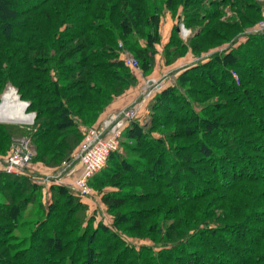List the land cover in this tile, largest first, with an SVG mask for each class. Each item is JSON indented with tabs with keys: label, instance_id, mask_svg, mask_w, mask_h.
<instances>
[{
	"label": "trees",
	"instance_id": "1",
	"mask_svg": "<svg viewBox=\"0 0 264 264\" xmlns=\"http://www.w3.org/2000/svg\"><path fill=\"white\" fill-rule=\"evenodd\" d=\"M227 7L240 19L231 20L240 27L228 37L230 48L181 72V85L161 87L152 98V131L135 122L123 133L138 154L113 152L92 178L118 187L103 198L115 225L154 243L136 247L105 223L84 225L85 206L66 186L51 185L48 199L43 185L0 172V264H264V142L253 139L264 134V30L246 31L262 18L257 0H0V101L11 84L29 102L27 112L35 111L30 137L39 158L69 159L82 125L137 81L124 52L146 72L153 67L165 10L190 26L208 19L188 49L175 27L168 42V52L199 55L207 38L226 37ZM211 94L223 99L196 112L193 102ZM172 121L180 127L169 142L152 136ZM254 121L258 129L246 130ZM5 125L1 153L15 137ZM146 199L157 201L125 207ZM130 219L145 220L124 228Z\"/></svg>",
	"mask_w": 264,
	"mask_h": 264
},
{
	"label": "rangeland",
	"instance_id": "2",
	"mask_svg": "<svg viewBox=\"0 0 264 264\" xmlns=\"http://www.w3.org/2000/svg\"><path fill=\"white\" fill-rule=\"evenodd\" d=\"M257 1L260 5V8H261L260 11L262 14V18H261V20H259L257 22V24H255L251 27H246L247 28L246 31L249 30V31L254 32V31H258V30H264V29L260 28L261 22H264V0H257ZM229 9L230 8H228V7L225 9L226 13L228 15H225L223 18L225 20H230L229 22L226 23L225 26H223L225 28V31H226L225 32L226 37L223 38L222 35L210 36L209 37L210 39L207 38V41H206V47H205L206 49L201 51L199 53V55H195L190 49L187 50L188 49L187 46L190 44L193 36L195 34L199 33L200 29L204 28L205 24L208 23V19L201 21V23H199L200 25L195 27V26L187 25L182 18H174L173 19L174 20L173 21V23H174L173 28L174 27L176 28L178 39L181 41L183 46H185L187 49L183 50V48H178L177 53H175V52L173 53L170 51L168 52L167 51V47L169 45L168 42H169L170 37L172 35L173 29L168 30L170 25H171L170 23H171L172 18H166V17L169 14L172 15V12L169 10H165L164 15L161 18L160 25H159L161 36L159 38V41L155 43L156 44V53L154 56L155 61L153 62L154 63L153 67L150 68V70H148V72H146V70H144V68H142V66H140L141 63H139V61L137 60V58H135L133 53H131L129 50H126L124 52L126 62H127V53H130L138 62L137 67L131 66L133 68V71L135 72V74L137 76V81L133 85L126 86L124 91L121 94L116 95L111 101H109V103L106 105V107L102 109L101 113L98 116V119H96V121L93 124L82 125V127H81V130L83 131L82 138L79 141V143L77 144V146L75 147V150L73 151V153L69 159H67L65 157L64 158L61 157L58 159L51 160L49 163H47L42 158H39L37 146H36L35 142L32 140V137H30V136H33L32 133L37 129V128H34L35 126L31 127V125H29L26 122L21 123L19 121H3L0 123H6L7 125H5L4 128H6L7 130H10V131H13L15 137L13 138L12 144H11L10 148L8 149V151H6L5 153L0 152V163H2L4 161L5 156L8 155L13 144L19 138L25 137V136L29 137L32 140V143L34 144V147L36 150V153H35L33 160H32V165H31L30 171H31L32 176L35 178H38V180L35 179L36 181L33 180V182L40 185L39 180H41L42 178L50 177L49 180L50 181L52 180V182H50V181L45 182L43 184V187H41L42 194H43L44 198H45V196H47L48 199L51 198V185L59 184V185L66 186V187L70 188V190L73 192V194H75L76 196L79 197V200H81L80 202H82L83 205L85 206V208L81 211V215H83L81 217V219H83L84 225L89 222L92 224L93 227H97V226H99V224L105 223L108 226H110L112 228V230L117 229L120 231V233L122 232L124 237L129 242V244H131L133 246L140 247L141 245L143 246V245L153 244L154 242L150 238L145 237L144 235H140V234H142V231H136L134 233H128V232L123 231L122 229H120L119 227H117L115 225L116 224L115 215L109 209V206L104 202V199H103L104 195L106 193L116 191L118 189V187H116L115 185H112L111 183L106 181V180H110V179H101V178L100 179H98V178L92 179V182L89 183V187L91 188L90 194L87 196H81L74 189L73 181L70 180V178L68 179V175H67L68 172H64L62 177H55V176H59V173L61 174L63 169L68 165V163L70 162L69 160L72 159L74 152L77 150V148L81 144L85 131L92 126L100 125L111 114L118 112L121 109L129 108V107H131L132 104L139 102L142 98V95L145 92L144 87H145V84L148 80H151V79L152 80L153 79L160 80L161 78H167L166 79L167 82H165L162 85V87L165 86L166 84L168 86L179 85L180 82H178V77L181 74V72H184V70H186L187 68L196 64V62H198L200 60H206L207 56H209L213 52L223 51V50H226L227 47L231 46L230 45L231 42H229L228 37H231L233 33L239 31L238 28L240 27L239 25L236 27L234 24L235 22H233L231 20L236 19V21H238L240 19L237 16H234V18H233V15L229 11ZM178 13H183L182 9H180ZM172 17H173V15H172ZM241 24L245 25V22L242 20ZM190 30H191V32H190ZM222 32H224V31L222 30ZM190 33H191V35H190ZM244 39H245V37L241 38L242 41ZM122 43L123 42L121 41V44ZM172 44H174V43H172ZM190 54H191V56H190ZM188 60L190 62L192 61L189 65H188V63H186ZM235 74H237V76ZM232 75L235 78V80L237 81V83H240V77H239V74L236 70H232ZM8 85H10V84H8ZM8 85L6 86V88L8 87ZM195 85H197V84L194 83V86ZM6 88H5V90H6ZM136 88L137 89L139 88L137 91L138 92L137 98L130 105H127L125 107L118 109L115 112H112L114 110V108H113L114 103H116L119 99L122 100V98L124 96H126L129 93V91L136 89ZM205 97H207V98L200 99V100H195L196 98L194 97L193 100H195V101L193 102L192 107L196 112L202 113V109H204L206 106H208L212 102L221 101L223 99L222 96L217 95V94H215V95L211 94V95H208ZM152 103H153V100H152V98H150L149 100L144 102V104L140 107L141 108L140 109L141 114L144 113V115H145L146 110H147V114H148L147 116H150V118H151L150 121H148L145 124V127L143 128L146 132H149V130L152 131V126L155 124V123L153 124V122H152V114H153V111H152L153 109L151 107ZM29 113H35V111H29ZM258 123L259 122H257V121L250 123L249 126L246 127V130L251 129V127L258 129V125H260ZM179 127H180V125L178 124V122L172 121V123L168 124L167 126H163V127L157 126L156 128H154V132H153L152 136H154L156 139L162 137L163 140H165L166 142H169V137L167 135L169 134V132L171 130L176 131L179 129ZM257 133L259 135H263V137L261 138L258 135H253V136H256V137H253V139H255V141L258 140V141L264 142V134H262L260 132H257ZM177 140L182 142L184 139L178 138L175 140V142ZM135 142H136L135 139L127 138V137L124 138L122 140L123 145L121 143V146H120L121 151L119 154L125 156L128 159H129V157L138 154L137 152H134L133 150H131V148L129 146V145L135 144ZM241 160L243 162L246 161L245 158H242ZM115 161H116V163H115ZM111 162L114 165H116L118 163L117 155L113 157ZM219 164H222V166H220L221 168H224L225 166H227V163L222 162V161H219ZM112 167H114V166H112ZM75 173L76 172H73V174H75ZM205 176L210 177L209 175H206V174H205ZM73 180H74V178H73ZM197 182L204 184L205 186H208L207 182L209 183L210 181H205V182L197 181ZM213 186H215V184H213ZM143 192H149L147 194H156L157 189H156V187H146L143 189ZM150 196H153V195H150ZM0 200H1V198H0ZM156 201H157V199H155V200L146 199L143 202H130L129 201V202H127L125 207L126 208H128V206L129 207H142V206H147L148 204L151 205ZM32 206H33V202L29 203L28 208L26 209V212H28V210ZM125 207H124V209H125ZM84 214H85V217H84ZM149 219H151V216H149ZM137 220L138 219H130L127 223H125L126 225H123V227L124 228L128 227L129 223L134 224L132 226L137 227L139 225V223L142 222L141 220H145V219H141L139 221H137ZM171 224H172V221L168 223V226H170ZM165 227H167L166 224H165ZM131 228H135V227H131ZM23 232L24 231H17L18 234H23Z\"/></svg>",
	"mask_w": 264,
	"mask_h": 264
},
{
	"label": "built area",
	"instance_id": "3",
	"mask_svg": "<svg viewBox=\"0 0 264 264\" xmlns=\"http://www.w3.org/2000/svg\"><path fill=\"white\" fill-rule=\"evenodd\" d=\"M260 28L264 29V22H261ZM127 62L132 67L138 66L137 60L130 53H127ZM235 75L237 76V74ZM166 79L148 80L144 87L145 92L139 102L132 104L129 108H124L111 114L100 125L88 128L68 165L61 174L59 173V176L55 177H62L64 172H68L67 175L71 172H76L74 180H72L74 189L81 196L89 195L91 192L89 187L90 180L106 167L110 155L121 149V140L125 129L135 122H138L144 128L145 124L150 121L151 118L147 116V110L145 115L144 113L141 114L140 107L144 102L154 97L162 85L167 82ZM29 114H31V120L26 123L32 125L35 113ZM0 122L3 121L0 120ZM35 153L34 144L29 137L19 138L13 144L8 155L5 156L2 162V171L16 176L28 177L34 181L38 180V178L32 176L30 171ZM77 165L80 166L78 171L76 170ZM49 179L50 177L42 178L39 180V184L43 185L45 182L50 181Z\"/></svg>",
	"mask_w": 264,
	"mask_h": 264
},
{
	"label": "bare ground",
	"instance_id": "4",
	"mask_svg": "<svg viewBox=\"0 0 264 264\" xmlns=\"http://www.w3.org/2000/svg\"><path fill=\"white\" fill-rule=\"evenodd\" d=\"M27 105V102L19 98L16 89L8 85L0 101V120L29 122L31 114L26 110Z\"/></svg>",
	"mask_w": 264,
	"mask_h": 264
},
{
	"label": "crops",
	"instance_id": "5",
	"mask_svg": "<svg viewBox=\"0 0 264 264\" xmlns=\"http://www.w3.org/2000/svg\"><path fill=\"white\" fill-rule=\"evenodd\" d=\"M166 18H172L171 23H170L171 25H170V27L168 29V30H172L173 24H174L173 23V21H174L173 19L174 18L172 17L171 14H169ZM190 56H191V54H190ZM191 62L188 60L186 63H188V65H189ZM138 89L136 88V89H133V90L129 91V93L126 96H124L122 98V100L119 99L116 103H114V105H113L114 110L112 112H115V111H117L118 109H120L122 107H125L127 105H130L137 98V95H138V92L137 91H138ZM2 165L3 164L0 163V172H3L2 171ZM79 168H80V166L77 165L76 170L78 171ZM74 177H75V174H73L72 172L68 174V179L70 178V180H73Z\"/></svg>",
	"mask_w": 264,
	"mask_h": 264
},
{
	"label": "water",
	"instance_id": "6",
	"mask_svg": "<svg viewBox=\"0 0 264 264\" xmlns=\"http://www.w3.org/2000/svg\"><path fill=\"white\" fill-rule=\"evenodd\" d=\"M17 90V89H16Z\"/></svg>",
	"mask_w": 264,
	"mask_h": 264
}]
</instances>
